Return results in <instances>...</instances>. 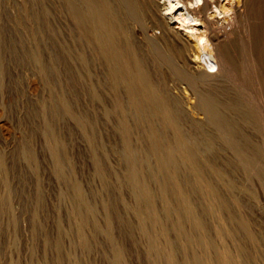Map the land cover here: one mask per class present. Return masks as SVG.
<instances>
[{
  "label": "bare ground",
  "instance_id": "bare-ground-1",
  "mask_svg": "<svg viewBox=\"0 0 264 264\" xmlns=\"http://www.w3.org/2000/svg\"><path fill=\"white\" fill-rule=\"evenodd\" d=\"M49 1L0 0V138L21 133L27 101L29 114L38 116L47 132L55 172L72 191V233L79 240L74 245L78 241L89 254L100 242L94 248L91 243L103 238L99 247L106 244L107 249L100 261L131 264V250L116 234L119 227L132 245L141 247L139 255L135 248L131 255L143 264H264V0ZM62 13L69 20L64 26L59 23ZM26 65L36 72L31 74ZM60 70L69 87H81L87 100L98 103L102 132L118 137L111 148L125 167L123 174L120 168L108 169L113 164L107 168L101 163L94 120L77 112L78 100L72 106L70 91L59 94L55 77ZM35 73L50 90L42 101L28 79ZM69 120L85 134L103 182L107 198L102 194L106 199L98 201L102 223L99 204L73 176L74 160L66 155L63 133L56 134ZM30 147L23 154L15 151L14 170L21 160L37 164ZM9 172L0 151L5 187ZM125 191L133 202L126 200ZM199 198L207 203H197ZM56 240V251H62L61 238ZM65 253L62 258L72 252Z\"/></svg>",
  "mask_w": 264,
  "mask_h": 264
},
{
  "label": "rangeland",
  "instance_id": "rangeland-1",
  "mask_svg": "<svg viewBox=\"0 0 264 264\" xmlns=\"http://www.w3.org/2000/svg\"><path fill=\"white\" fill-rule=\"evenodd\" d=\"M236 1L237 0H235V3H236ZM49 2H52L53 3V0H51V1H49ZM49 2H48V4H49ZM225 2H229V0H227V1H225ZM64 15H65V17H64ZM67 15L64 13H62V15H61V17H60V19H59V23H63L62 25L64 26V23H65V25H67L68 24V22L67 21H69L67 18L68 17H66ZM64 17V20H65V22H64V20L62 19ZM61 21V22H60ZM67 22V23H66ZM198 27L199 28H203V26L202 25H198ZM27 40H29V39H27ZM26 67H27V65H26ZM25 67V69H24V71H26V73H25V76L26 75H28L29 76V74H30V71H28V69L29 70H31L33 73H31V74H34V72H36V70H34V69H31V66H29L28 65V69ZM63 69V68H62ZM64 70V69H63ZM28 72H29V74H28ZM59 73H60V75L58 74V76L57 77H55V80L56 81H58V82H55V83H57L56 85H60L59 87H58V89H59V94L61 93V94H63L64 92H66L67 90L68 91H70L69 93H68V91L65 93L66 94V96H67V93H68V96L70 95L71 96V99H70V97L68 98V100L69 101H71L70 103H72V106H73V103L75 102V101H77L76 103H74V108H76V110H77V112L80 114V115H82V116H85L86 118H88L89 117V119L88 120H90V121H93L94 120V123H95V129L97 130L98 129V132L97 131H95V136H96V138H98L96 141H97V144L99 145V146H101V145H105V146H101L100 148H99V146H98V149H97V155H99L98 157H99V159L101 160V158H102V161H101V163L103 164H105L104 166L105 167H111V164H113L112 165V167L111 168H108V169H112V170H115V171H117L118 172V170H119V168H120V171H119V174H123L124 172H122V168H123V164L121 163V162H118V161H120L118 158V154L116 155V152H114L115 150L113 149V148H111V147H113V145H115L116 144V142H117V140H118V137L116 136V135H114L115 137H117V138H115V137H113L112 135L113 134H110V136H109V134H106V133H103L102 132V129L100 128L101 126H99L100 125V122H97L98 120L97 119H99V105H98V103H94V101H91V100H87L86 99V97H85V95L83 94V93H81L82 92V90H81V87H79V86H77V88H75L74 86H72L71 87V85H70V87H69V84H68V82H65V81H67V78H66V73H65V71H62V70H60L59 71ZM36 75H39L38 73L36 74L35 73V77L36 78H33L34 76L33 75H30V77L28 78L29 80H30V83H31V85H33L32 86V88L33 89H35L34 91L35 92H37V97H38V99H39V101H42V100H45V99H47L48 98V93L50 92V90H48L49 89V87H47V85H45V83H44V80L39 76H36ZM63 75H65V77L63 76ZM38 77V78H37ZM59 77H62V78H59ZM57 78V79H56ZM66 78V79H65ZM61 79V80H60ZM37 80V81H36ZM63 80V81H62ZM25 81H27V79H25ZM32 81V82H31ZM33 81H35L34 83H33ZM61 81L63 82V83H61ZM28 82V81H27ZM39 83V84H37V83ZM36 83V84H35ZM42 83V84H41ZM35 84V85H34ZM41 84V85H40ZM66 84V85H65ZM39 85V86H38ZM63 86H64V88H63ZM66 86V87H65ZM43 88V90H42V88ZM48 89H47V88ZM80 89H79V88ZM73 88H75V89H73ZM39 91H38V90ZM57 88H56V93H57V90H58ZM72 91H71V90ZM42 90V91H41ZM48 90V91H47ZM64 90H66V91H64ZM76 90H77V93H76ZM64 91V92H63ZM73 91H75L74 93H72ZM38 92H39V94L40 93H42V94H38ZM48 92V93H47ZM60 94V95H61ZM71 94H73V95H71ZM74 95H78V97H75ZM45 96L47 97V98H45ZM79 96H80V99H79ZM83 96V97H82ZM41 97V98H40ZM85 97V98H84ZM84 98V99H83ZM37 99V100H38ZM86 99V100H85ZM83 102H82V101ZM39 101H35L36 103H35V105H34V109L35 110H37V111H39L40 110V104H39ZM74 101V102H73ZM89 103H88V102ZM79 102V103H78ZM85 102H86V104L88 105V107H87V105L85 106L84 104H85ZM27 103V101H24V104H23V108H25V110H24V113H23V115H24V120H23V129H25V130H21V133H18V134H16V135H13V134H10V136L9 135H7V136H9V137H7L6 136V138L7 139H5V140H2L1 138H0V148H1V153H3L5 156H6V158H7V162H8V167L10 168V175L8 174V176H7V180H6V187H7V189H9V187H10V189L9 190H7L6 189V187L4 186V184H2L1 182V184H0V206H1V208H0V264H10V262H11V264L13 263V264H16L17 262H19V263H21V264H42L43 262L45 263V264H56L58 261H59V263L58 264H61L62 262L61 261H66V262H68L67 260H68V258H69V264H71V263H73L72 262V260L73 261H79V263H81V264H83L84 262V264H107L106 262H104L105 261V259H104V257H103V255H102V253L101 252H103V250H106L107 249V246H106V244H104V245H102L103 247H104V249L103 248H100L99 247V245H100V243H103L105 240L103 239V238H101V241H100V238L98 237L97 238V240L96 241H93L92 243H91V247H93V243H95V246H96V243L98 242L99 243V245L97 246V247H99L100 249H98L97 247H93L94 249H95V254H93L92 252H93V250L94 249H92V248H90L89 249V254H88V250H86V251H84L83 250V248L81 247V246H79L78 244H79V240H78V238L76 237L77 235H75V234H73L75 231H76V224H75V222L76 221H74L75 219V217H74V215H73V208H74V200H73V198H72V196H71V193H72V191H71V188L69 187V185L68 184H66L67 186H68V189L70 190H68V189H66L65 187H67L64 183H66V182H64V181H62V180H59V178H58V176H57V174H56V172H55V168H54V164H52L51 162H52V159L50 158V156H51V154H50V145H49V142H48V140H47V132H45V131H43V129L40 127V125H41V122L39 121V118H38V116H32V115H30L29 114V112H28V110H29V105H28V103ZM81 103H84L83 105H81ZM94 103V105H92ZM76 104H80V105H76ZM91 104V105H90ZM26 105V106H25ZM98 105V106H97ZM79 106L81 107V109L82 110H80V108H79ZM82 106L84 107V109L82 108ZM92 108H91V107ZM95 106V107H94ZM97 106V107H96ZM85 107H86V109H85ZM90 107V108H89ZM38 108V109H37ZM88 108V109H87ZM95 108H97V110L95 109ZM27 109V110H26ZM89 109H90V111H89ZM87 110V111H86ZM97 111V113H98V115H97V113H96V111ZM87 112V113H86ZM89 112V113H88ZM92 113V115H91V113ZM87 114H89V116L87 115ZM94 114V115H93ZM93 116V117H92ZM91 118V119H90ZM36 120V121H35ZM25 122H26V125H28V126H26L25 125ZM28 122V123H27ZM35 122V123H34ZM97 123V124H96ZM99 123V124H98ZM40 124V125H39ZM68 124V126H66V127H64L65 129H70V130H68V131H70V132H67L66 130H65V132H64V128H59L57 131H56V134L58 133L59 134V136H61V134H62V138L64 137V141H63V143H64V145H66L65 146V151H66V155H69V156H67L68 157V159H69V161H71L72 162V160H74V161H76V162H72L71 163V166H72V170H73V176L74 175H76V177H75V179H77L78 181H81V183H82V185H84V188H85V190L87 189L88 191V194L90 195L91 194V196H92V200L98 205L99 203H98V201L101 203V201L103 200V198L104 199H106L107 198V196H106V194H104V191H103V182L102 181H100L101 180V178H100V176H98L97 175V169H96V166H94L95 164H94V157H93V152H92V150H91V146H90V144L89 145H87L86 144V141H88L87 140V138L85 137V134L84 133H82V131L80 130V128H76V127H78L77 125H76V123L74 122V121H71V120H69L68 122H66V125ZM74 124H75V126H74ZM24 125H25V127H24ZM32 125V126H31ZM34 126H35V128H36V130H35V128H34ZM30 127V128H29ZM39 127V128H38ZM69 127V128H68ZM31 128H32V131H31ZM35 131H34V130ZM71 129H72V131H71ZM31 132H30V131ZM78 130L79 131H81V132H79L80 134H78L77 132H78ZM62 133H61V132ZM101 131V132H100ZM68 133L69 135H71V136H73V138L72 137H70L68 134H66L65 135V133ZM74 132V133H73ZM43 133H45L44 135H43ZM99 133V134H98ZM96 134H98V135H96ZM102 134V135H101ZM104 134V135H103ZM12 135V136H11ZM45 135H46V137H45ZM64 135V136H63ZM68 135V136H67ZM15 136V137H14ZM17 136V137H16ZM67 136V140L65 139V137ZM100 138H99V137ZM104 136V137H103ZM109 136V137H108ZM20 137V138H19ZM81 137H83V139H81ZM9 138H11V139H9ZM15 138V139H14ZM17 138V139H16ZM46 138V139H45ZM71 138V139H70ZM85 138V139H84ZM101 138H104L103 140L101 139ZM9 139V140H8ZM99 139H101V140H99ZM108 139V140H107ZM46 140V141H45ZM83 140H86V141H83ZM99 140V141H98ZM106 140V141H105ZM114 140V141H113ZM116 140V141H115ZM7 141V142H6ZM101 141V142H100ZM103 141H105V142H103ZM107 141H109V142H107ZM111 141H112V143H111ZM20 142V143H19ZM48 142V143H47ZM66 142V143H65ZM113 142H115V143H113ZM16 143H18V145L16 144ZM68 143V144H67ZM87 143H89V142H87ZM3 144H5V146L7 145L8 147H10V148H6ZM9 144V145H8ZM12 144H14V146L12 145ZM21 146H20V145ZM47 144V145H46ZM70 144V145H69ZM101 144V145H100ZM109 145V146H108ZM111 145V146H110ZM18 146H20L19 148H18ZM31 146V147H30ZM5 147V148H4ZM13 148V150H11L12 148ZM28 147H30L31 148V150L32 151H34V153L35 154H37L36 156H38V157H36V158H38L37 159V164L36 163H33V164H35V165H32L31 166V164L32 163H30V162H28V165H27V161H22L21 160V163L19 164V165H21L20 167H19V165H18V167H17V171L16 170H14V168H15V164H14V154H15V151H16V154L19 152V153H21L22 152V154H23V152L28 148ZM24 148V149H23ZM34 150H33V149ZM20 149V150H19ZM48 149V150H47ZM104 149V150H103ZM106 149V150H105ZM5 150V151H4ZM18 150V151H17ZM102 150V151H101ZM113 150V151H112ZM7 151H8V153H7ZM69 151V152H68ZM7 155H6V154ZM11 153H12V155H11ZM90 153H91V155H90ZM111 153V154H110ZM112 153L114 154L115 153V156L114 155H112ZM10 154V155H9ZM49 154H50V156H49ZM110 154V155H109ZM100 155L102 156V157H100ZM107 155H108V157H107ZM91 156H92V158H91ZM105 156H106V160H108L109 161V163L106 161L105 162ZM110 156V157H109ZM113 156H114V159H113ZM9 157V158H8ZM104 157V158H103ZM117 157V161L115 160V158ZM72 158V159H71ZM110 158H112V159H110ZM8 159H10V160H8ZM92 159V160H91ZM26 160V159H25ZM111 160H113V161H111ZM26 162V163H25ZM111 162V163H110ZM118 162V163H117ZM39 163V164H38ZM119 164V165H118ZM122 164V165H121ZM75 165V166H74ZM106 165H110V166H106ZM33 166H36V167H33ZM39 166V167H38ZM115 166H118V167H115ZM115 169H114V168ZM52 168H54V169H52ZM75 168V169H74ZM116 168L118 169V170H116ZM77 169V170H76ZM94 169H96V170H94ZM124 169H125V167L123 168V171H124ZM54 170V171H53ZM15 171V172H14ZM77 171V172H76ZM14 172V173H13ZM54 172V173H53ZM94 172H95V176H97L96 177V179H95V176L93 175L94 174ZM78 173V174H77ZM80 173V174H79ZM12 174V175H11ZM82 174V176H80ZM12 176H14L13 178H12ZM55 176V177H54ZM16 177V178H15ZM94 177V178H93ZM12 178V179H11ZM99 179V180H98ZM109 179H111V178H109ZM12 180V181H11ZM114 179H111V181H113ZM0 181H2V180H0ZM8 181V182H7ZM59 181H62L61 183H59ZM99 181V182H98ZM39 182V183H38ZM12 183V184H11ZM39 184V185H38ZM64 184V185H63ZM12 185V186H11ZM2 186V187H1ZM37 186H40V189L39 188H37ZM5 189H4V188ZM15 187V188H14ZM11 188H14L12 191H11ZM92 188H95V189H92ZM98 188H100V189H98ZM42 192V194H40V191ZM63 189H65V191H64V194H62L63 193ZM91 189V190H90ZM5 190H7L6 192H5ZM38 190V191H37ZM69 192H68V191ZM11 191V192H10ZM13 191H16V194H15V196H14V194H12V192ZM61 191H62V193H61ZM99 191V192H98ZM66 192V193H65ZM126 192V193H125ZM123 194H124V197H126V200L128 201V202H133V200H132V197H131V195L129 194V192H127V191H125ZM5 193V194H4ZM7 193V194H6ZM15 193V192H14ZM94 193V194H93ZM99 193V194H98ZM61 194V195H60ZM105 195L106 196V198H105V196H103V195ZM10 195V196H9ZM38 195V196H37ZM95 195H96V197H95ZM97 195H100L99 197L97 196ZM102 195V196H101ZM129 195V196H128ZM4 196H6V197H4ZM10 197V203H9V201L6 203V201L8 200V198ZM14 196V197H13ZM42 196V197H41ZM62 196V197H61ZM64 196V197H63ZM7 198V199H6ZM11 198H13V199H11ZM38 198V199H37ZM131 198V199H130ZM4 199H6V201L4 200ZM40 199H41V201H40ZM64 199V200H63ZM69 201H68V200ZM71 199V200H70ZM98 199V200H97ZM102 199V200H101ZM201 198H199V201L200 202H198V200H196L197 201V203H200L201 204V202H202V199L200 200ZM3 200V201H2ZM14 200V201H13ZM40 202H39V201ZM66 200V201H65ZM261 200H263V199H261ZM5 201V202H4ZM37 201V202H36ZM1 202H3V203H1ZM204 202V201H203ZM202 202V204H205V203H207V201H205L204 203ZM262 204H264V200L263 201H260ZM7 205H6V204ZM8 203H9V206L10 207H8ZM37 203V204H36ZM39 203V204H38ZM40 203H42V204H40ZM4 204V205H3ZM72 204V205H71ZM5 205H6V207H5ZM13 206V208H12V206ZM39 205V206H38ZM70 205V206H69ZM4 207V210H3V207ZM72 206H73V208H72ZM71 207V208H70ZM100 207V204L98 205V208ZM68 208V209H67ZM71 210H70V209ZM6 209V210H5ZM7 209H9V210H7ZM101 210V208H99V212H98V215H100V217L98 216L97 217V219H98V221L100 222V223H102V219H103V211L101 212L100 211ZM2 211H3V213H2ZM121 212H122V210H121ZM38 215H37V214ZM68 213H69V216H68ZM72 213V214H71ZM11 214V215H10ZM71 214V215H70ZM123 214L124 215H126L124 212H123ZM35 215H37V217L35 216ZM130 215L131 214H128V217L130 218ZM13 217V220L12 221H10L11 220V218ZM36 217V218H35ZM263 217H264V215H263ZM17 218H18V220H17ZM38 218V219H37ZM70 218H71V220H73V221H71L70 220ZM131 218L133 219V217H132V215H131ZM264 219V218H263ZM17 220V221H16ZM60 220V221H59ZM68 220H69V224L71 225V226H69L68 225ZM14 221V222H13ZM19 221V222H18ZM264 221V220H263ZM14 223V226H12L13 224L12 223ZM18 222V223H17ZM36 222H38V223H36ZM59 222V224H60V227H61V229H63V231L64 232H62V230H59V228H57V223ZM72 222H74V223H72ZM35 224H36V226H35ZM59 224H58V226H59ZM74 225V226H73ZM39 226V227H38ZM72 226H73V229L71 230L70 228H68V227H71L72 228ZM35 227L38 229V230H36L35 229ZM263 227V230H264V225L262 226ZM261 227V228H262ZM258 228H260V226H258ZM260 228V229H261ZM67 230H69L68 232H67ZM61 231V236L59 237V232ZM71 231V233H69ZM74 231V232H73ZM116 231H117V229H116ZM118 231H120V232H118ZM118 233H116V234H119V235H117V236H119L118 238H119V240L121 241H123V243L127 246V248L128 249H130L131 250V253L136 249V252H137V250H138V252H137V254H135L136 252H134V255H139V252L141 253L142 251L139 249V248H141L140 246H138V249H137V247L136 246H134V245H132V243H130V241L128 240V239H131V237L130 236H128L127 235V233L125 234L124 232V230L123 229H120L119 227H118ZM73 232V233H72ZM124 233V234H120V233ZM64 233V234H63ZM65 233H69L68 234V236H70V237H68L67 236V234H65ZM87 233L90 235V237H91V235L92 234H90V233H92L90 230H89V232L87 231ZM73 234V236H71ZM74 235H75V237H74ZM122 235V236H121ZM128 236V237H125L126 238V240H125V238H123L122 239V237H124V236ZM135 235L136 236H134V237H136V238H138L139 239V236H137L138 234L137 233H135ZM62 236H64V237H62ZM48 238V239H47ZM58 238H61V243L63 244V246L65 245V243H66V248H65V246L63 247L62 246V251H56V250H58L57 248H55L56 247V243H55V245H54V242L56 241L57 242V240L56 239H58ZM65 240V242L63 241V239ZM69 240H68V239ZM128 238V239H127ZM74 239L75 240H78V241H76V243L77 244H75L74 245V243H75V241H74ZM45 240H47L46 241V243L47 244H49V245H47V247H45ZM60 240V239H59ZM72 240V241H71ZM102 240H103V242H102ZM125 240V241H124ZM17 241V242H16ZM90 241H92V240H90ZM121 241V242H122ZM13 242H14V244H13ZM51 244H50V243ZM64 242V243H63ZM71 242V243H70ZM131 242H132V239H131ZM70 243V244H69ZM73 243V244H72ZM129 243L131 244V245H129ZM52 244H53V246H52ZM93 244V245H92ZM50 246V247H49ZM74 246V247H73ZM134 246V247H133ZM70 247V248H69ZM133 247V248H132ZM54 248V249H53ZM76 248H77V250H76ZM80 248H82L81 250H80ZM98 250H97V249ZM135 248V249H134ZM68 249V250H67ZM70 249V250H69ZM71 249H72V251H71ZM78 249H79V251H78ZM76 250V251H75ZM90 250L92 251V252H90ZM100 250V251H99ZM140 250V251H139ZM2 251V252H1ZM65 251L67 252V255H68V253H69V251L70 252H72L71 254H69V256H65L66 255V253H65ZM78 251V253H81V254H83V256H84V258H81L82 260H81V262H80V258H79V260H78V257H80V255L77 253V254H74V253H76ZM97 251H99V252H97ZM59 252V253H58ZM86 252V253H85ZM65 253V258H64V256H63V258L61 257L63 254ZM93 255H92V254ZM98 253V254H97ZM131 253H130V256L133 258V257H135L134 259H132L131 257H129L130 258V263L132 264H143L141 261H139V260H141L140 258H136L137 256H132L133 255V253H132V255H131ZM56 254V255H55ZM58 254H59V256H58ZM61 254V255H60ZM86 254V255H85ZM102 255V257H103V259H104V261L101 259V261H100V258L98 259V257L100 256L101 257V255ZM70 255H71V257H72V259H71V257H70ZM73 255V256H72ZM76 255V257H74ZM77 255H78V257H77ZM87 255L89 256V258H91L90 256L92 255V257H93V259H91V260H88L89 258H87ZM83 256H81V257H83ZM86 256V257H85ZM57 257H59L61 260H59V258L57 259ZM68 257V258H67ZM101 257V258H102ZM54 258H55V261H54ZM75 258H77V259H75ZM96 258L98 259V262L96 261ZM66 259V260H65ZM71 259V260H70ZM75 259V260H74ZM84 259L86 260V261H84ZM93 260H94V262H93ZM132 260V261H131ZM136 260V262L134 263V261ZM138 260V261H137ZM64 261H63V263L62 264H64ZM84 261V262H83ZM99 261H100V263H99ZM61 262V263H60ZM65 262V264H68V263H66ZM43 263V264H44ZM18 264V263H17Z\"/></svg>",
  "mask_w": 264,
  "mask_h": 264
}]
</instances>
